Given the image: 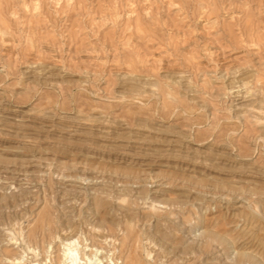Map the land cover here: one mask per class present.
<instances>
[{
    "label": "rangeland",
    "instance_id": "obj_1",
    "mask_svg": "<svg viewBox=\"0 0 264 264\" xmlns=\"http://www.w3.org/2000/svg\"><path fill=\"white\" fill-rule=\"evenodd\" d=\"M69 246L264 264V0H0V264Z\"/></svg>",
    "mask_w": 264,
    "mask_h": 264
},
{
    "label": "bare ground",
    "instance_id": "obj_2",
    "mask_svg": "<svg viewBox=\"0 0 264 264\" xmlns=\"http://www.w3.org/2000/svg\"><path fill=\"white\" fill-rule=\"evenodd\" d=\"M70 245V244H69ZM128 245V244H127ZM73 249L70 248V246L68 247V249H66V252L64 253L65 259L63 261V264H83L80 262L75 261V259H73ZM78 255V254H77ZM76 256V255H75ZM80 258V257H79ZM77 260V259H76Z\"/></svg>",
    "mask_w": 264,
    "mask_h": 264
}]
</instances>
